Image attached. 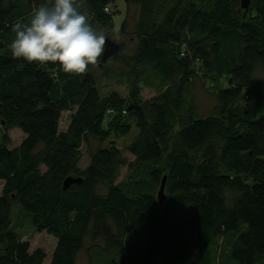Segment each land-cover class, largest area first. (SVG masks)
Returning a JSON list of instances; mask_svg holds the SVG:
<instances>
[{
	"label": "trees",
	"instance_id": "trees-1",
	"mask_svg": "<svg viewBox=\"0 0 264 264\" xmlns=\"http://www.w3.org/2000/svg\"><path fill=\"white\" fill-rule=\"evenodd\" d=\"M123 1L118 34L136 9L132 52L119 43L117 56L75 75L13 58L14 25L45 0H0V264L46 259L20 237L19 220L56 240L48 264H79L86 239L102 245L92 248L102 259L87 264H264V82L255 77L264 75V0L248 10L240 0ZM113 3L83 0L109 39ZM210 76L229 86L202 117L190 89ZM113 79L126 93L101 96V82ZM147 88L155 95L143 99ZM13 128L24 139L10 148ZM117 135L132 136V161L113 146ZM88 138L105 147L81 169ZM68 177L81 183L63 190Z\"/></svg>",
	"mask_w": 264,
	"mask_h": 264
},
{
	"label": "clouds",
	"instance_id": "clouds-1",
	"mask_svg": "<svg viewBox=\"0 0 264 264\" xmlns=\"http://www.w3.org/2000/svg\"><path fill=\"white\" fill-rule=\"evenodd\" d=\"M8 45L13 58L38 64L58 62L66 73L80 75L106 52L108 37L89 23L83 0H45L27 23L14 25Z\"/></svg>",
	"mask_w": 264,
	"mask_h": 264
},
{
	"label": "rangeland",
	"instance_id": "rangeland-1",
	"mask_svg": "<svg viewBox=\"0 0 264 264\" xmlns=\"http://www.w3.org/2000/svg\"><path fill=\"white\" fill-rule=\"evenodd\" d=\"M112 10L114 11L113 17V23H114V30L110 31V38L113 42L116 44L123 43L126 46V49L128 53H131L134 47V42H132V37L130 32L132 31V28L134 26V23L136 21V9L135 7H130L127 11V31L124 35L118 34V30L122 24V21L125 18L126 15V5L123 0H114ZM111 11V9H109ZM98 32H101L100 29L97 30ZM256 80L260 83L264 82V75L260 70L256 72ZM229 86V84L226 82L225 79H220L218 77L210 76L208 80H196L194 82V85L191 87V99L193 103L196 105L198 109V113L202 117L209 116L211 114V111L215 105V101L213 98V93L218 88L225 89ZM112 91H117L121 95H124L126 93L125 87L118 83L116 80H110V81H102L99 87V94L103 96L104 94L110 93ZM155 95V92L152 89H143L142 91V97L143 99H148ZM67 113H64L61 118L60 122V129H65L68 120H67ZM2 130L0 129V133ZM8 136L11 139V145L10 148L17 147L20 145L22 140L24 139V135L18 130V129H11L8 132ZM131 135L128 136H120L117 135L113 146L117 147L123 152V155L129 160L132 161L133 158L128 153L124 151L125 146L128 144V142L131 139ZM105 147V144H102V141L99 139L94 138H88L87 144H85L81 148V160L79 163V168L83 169L88 165V153L90 151H94L97 148ZM127 171L125 168L120 169L118 174L117 181L119 182L122 180ZM2 184L0 183V190H1ZM18 207L13 204L12 205V219L15 218V211L18 210ZM17 224L16 229L20 237L23 239V241L28 242L30 246V250H33L35 248H42L46 253V259L43 264H48L49 259L51 257V254L55 248V242L56 240L49 236L46 232L37 233L33 229L30 228L28 224L24 221H15ZM101 248L102 245L100 242L93 243L89 239L85 240L84 248L83 250L78 254L77 262L79 264H87L88 261H92L94 263H98L99 260H101V256L98 254L99 252L96 251V249L92 248ZM92 249V250H90ZM215 255L219 258L220 262L224 261L227 256V251L224 249L223 242L218 240L216 242L215 246Z\"/></svg>",
	"mask_w": 264,
	"mask_h": 264
},
{
	"label": "water",
	"instance_id": "water-1",
	"mask_svg": "<svg viewBox=\"0 0 264 264\" xmlns=\"http://www.w3.org/2000/svg\"><path fill=\"white\" fill-rule=\"evenodd\" d=\"M250 3H251V0H240V8L242 10H248L250 7ZM108 41L109 42H106V52L104 56L101 58V63L103 64L106 63L109 58L117 56L120 51L118 44H116L109 38H108ZM165 179H166L165 177L162 178L159 191L157 193V199H158L160 206H162L164 199H165V196H164ZM79 183H81V179L68 177L63 183V190H67L70 186L74 184H79Z\"/></svg>",
	"mask_w": 264,
	"mask_h": 264
}]
</instances>
